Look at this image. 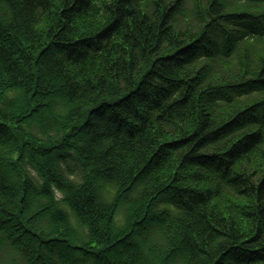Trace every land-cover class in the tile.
Here are the masks:
<instances>
[{"label": "trees", "instance_id": "trees-1", "mask_svg": "<svg viewBox=\"0 0 264 264\" xmlns=\"http://www.w3.org/2000/svg\"><path fill=\"white\" fill-rule=\"evenodd\" d=\"M0 264H264V0H0Z\"/></svg>", "mask_w": 264, "mask_h": 264}]
</instances>
